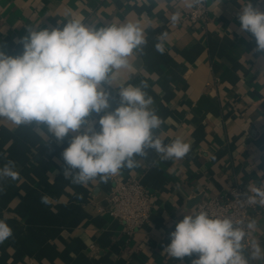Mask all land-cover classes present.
Returning a JSON list of instances; mask_svg holds the SVG:
<instances>
[{"label":"crops","instance_id":"obj_1","mask_svg":"<svg viewBox=\"0 0 264 264\" xmlns=\"http://www.w3.org/2000/svg\"><path fill=\"white\" fill-rule=\"evenodd\" d=\"M244 3L207 0L205 20L191 22L184 0L171 6L167 0H0V50L11 56L22 54L16 41L29 27H56L70 19L98 27L139 21L148 43L122 78L147 82L163 121L157 135L165 144L179 137L191 145L183 159L162 160L151 152L137 157L139 167L123 169L107 183L96 179L80 186L62 171L61 153L76 133L57 142L0 119V168L11 160L19 173L17 180H0V220L13 232L0 243V264H192L195 254L179 260L164 253L183 216L193 214L202 197L223 196L230 184L249 191L264 182V53H255L254 38L240 31L237 13ZM174 11L181 12L177 24L171 23ZM165 32L161 54L155 44ZM109 90L114 109L118 90ZM131 177L149 190L152 211L147 223L127 235L97 205L107 203L114 179ZM250 219L257 224L252 240L264 248V207Z\"/></svg>","mask_w":264,"mask_h":264},{"label":"clouds","instance_id":"obj_2","mask_svg":"<svg viewBox=\"0 0 264 264\" xmlns=\"http://www.w3.org/2000/svg\"><path fill=\"white\" fill-rule=\"evenodd\" d=\"M167 2L171 6L178 0ZM206 2L184 0V7L203 8ZM261 4L264 0L257 4L245 0L237 13L240 31L254 38L255 53H264ZM180 18L181 12L174 11L171 23H179ZM166 38L167 33H162L155 44L161 54ZM16 43L22 46L20 55L0 50V119L33 128L37 135H51L57 142L76 133L61 153L63 176L72 184L86 186L96 179L107 183L123 169L139 167L137 157L147 158L151 152L171 160L183 159L191 150L179 137L165 144L157 135L163 121L146 91L147 82L137 85L130 82L131 76L128 81L122 78V73L134 67L132 58L141 56L148 43L139 21L98 27L70 19L56 27H29ZM114 85L119 103L112 109L109 89ZM93 113L98 121L89 119ZM4 178H19L14 161L0 168V180ZM234 198L241 204L264 207V182L249 191L234 192ZM41 202L47 204V197H41ZM256 226L255 219L245 223L204 210L184 215L170 233L164 253L179 260L195 254L192 264H253L264 260V248L248 240ZM12 235L8 224L0 220V243Z\"/></svg>","mask_w":264,"mask_h":264},{"label":"built area","instance_id":"obj_3","mask_svg":"<svg viewBox=\"0 0 264 264\" xmlns=\"http://www.w3.org/2000/svg\"><path fill=\"white\" fill-rule=\"evenodd\" d=\"M207 17V6L189 9L186 18L191 22L204 21ZM248 191L239 184H230L223 196L202 197L194 205L193 213L208 211L212 216L231 217L233 220L242 219L245 223L253 212L258 211V205L241 204L234 198V192ZM105 205H97L100 212H105L119 220L127 235L149 221L152 211L149 190L139 178L131 177L124 180L114 179L106 196ZM248 240L252 241L249 234Z\"/></svg>","mask_w":264,"mask_h":264}]
</instances>
